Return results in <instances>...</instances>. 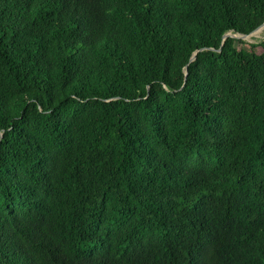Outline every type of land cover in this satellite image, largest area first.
<instances>
[{
    "label": "trees",
    "instance_id": "16d2710c",
    "mask_svg": "<svg viewBox=\"0 0 264 264\" xmlns=\"http://www.w3.org/2000/svg\"><path fill=\"white\" fill-rule=\"evenodd\" d=\"M263 23L0 0V264H264Z\"/></svg>",
    "mask_w": 264,
    "mask_h": 264
},
{
    "label": "rangeland",
    "instance_id": "374dc122",
    "mask_svg": "<svg viewBox=\"0 0 264 264\" xmlns=\"http://www.w3.org/2000/svg\"><path fill=\"white\" fill-rule=\"evenodd\" d=\"M258 32V33H257ZM264 40V26L257 29L249 36L245 37L244 41L247 43H257Z\"/></svg>",
    "mask_w": 264,
    "mask_h": 264
},
{
    "label": "water",
    "instance_id": "95a60500",
    "mask_svg": "<svg viewBox=\"0 0 264 264\" xmlns=\"http://www.w3.org/2000/svg\"><path fill=\"white\" fill-rule=\"evenodd\" d=\"M264 26V23L260 26V27H258L257 29H259V28H261V27H263ZM257 29H255L254 31H256ZM253 31V32H254ZM253 32H251V33H253ZM250 33V34H251ZM250 34H248V35H238L237 37H239V38H241V39H245V37H247V36H249ZM228 36H232V34L231 33H227V34H225L224 36H223V39H225V38H227ZM192 59H193V57H192Z\"/></svg>",
    "mask_w": 264,
    "mask_h": 264
},
{
    "label": "bare ground",
    "instance_id": "6f19581e",
    "mask_svg": "<svg viewBox=\"0 0 264 264\" xmlns=\"http://www.w3.org/2000/svg\"><path fill=\"white\" fill-rule=\"evenodd\" d=\"M258 33V32H257Z\"/></svg>",
    "mask_w": 264,
    "mask_h": 264
}]
</instances>
